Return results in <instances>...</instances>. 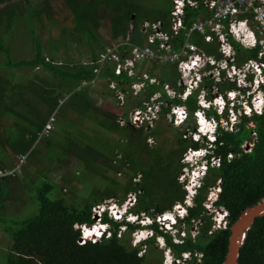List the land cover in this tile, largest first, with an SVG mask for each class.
Wrapping results in <instances>:
<instances>
[{"label":"trees","instance_id":"1","mask_svg":"<svg viewBox=\"0 0 264 264\" xmlns=\"http://www.w3.org/2000/svg\"><path fill=\"white\" fill-rule=\"evenodd\" d=\"M17 1L19 0H0V55L3 59L0 62V71H8L0 75V128L1 136L5 138L4 145L14 155L29 152L28 162L45 164L46 161L50 164L49 167L76 155L85 166L81 170L87 172L90 179L96 177L97 181L94 182L96 183L94 187H90L89 181L83 183V186L88 188L87 198H78L72 204H67L65 198L56 195L58 190L53 181L44 178L36 180L30 191L36 209L33 215L20 219L0 215V230L6 237L9 235L11 241V245L8 244L10 248L7 254L5 256L0 254V264H149V252L152 250L153 240L143 244L146 250L142 256H138V248H132L126 238H117L116 233L112 238L102 240L98 244L87 243L81 246L77 243L79 233L74 230V225H92L94 223L91 215L92 207L100 204L102 200L113 197L119 188L123 199L129 192H139L132 209L134 214L152 216L171 210L175 203L182 202L184 198L181 185L176 180L183 168L178 161L188 147L197 148V146L181 137L184 130L177 129L175 149L166 154H163L159 147L149 149L145 141L161 134L162 126L157 125L155 129L145 131L144 136L140 134L141 129L136 130L130 126L120 127L115 115L96 107L89 94V87H80L83 81L90 82L94 79L93 68L81 65V59L71 64L57 62L55 55L57 50L71 41L76 49L85 54L86 59L95 60L105 46L99 33L102 28V18L105 17L109 20L112 42L125 38L131 27L130 44L142 46L144 39L141 25L144 22L160 21L164 29H167L171 0H158L161 2V7L157 10L141 7L136 0H63L74 27L66 29L59 38L50 37L47 40V49L37 37L34 25H40L37 20L38 17H42L41 12L47 17L51 14V8L47 6L48 0H40L37 3L21 0L24 5L18 4ZM43 7L48 10L45 12ZM198 12L199 10H185V28L190 27ZM20 19L27 23L33 58L15 62L11 57L10 48L4 45L2 37L10 35L12 27H17ZM48 23L49 30H52L55 26L54 22L49 20ZM184 33L181 31L170 42L172 50L178 51L185 40ZM192 42L211 54L208 45L204 44L200 36L193 35ZM236 50L238 63L246 59H254L258 53V48L252 51L239 48ZM36 68L47 76L42 78L39 74H34L33 79L28 80L26 84L12 78L14 71H32ZM159 71L162 77L157 78L161 83L176 86L178 74L174 67L163 66ZM100 75L101 78L116 79L108 68L102 70ZM117 80L126 81L124 77H119ZM121 88L123 89L122 86ZM158 91H160L159 86L152 85L146 87L134 99L128 96L124 117L131 108L140 107ZM162 94L163 99H167L163 92ZM59 100H64L60 107H58ZM169 102L182 104L179 99ZM185 105L191 111L196 109L192 98ZM69 108L73 111L67 114ZM24 112L27 114L25 115ZM55 112V116L63 115L67 118L76 112L84 123L90 118L93 123L89 122L93 124L92 127L99 135L107 138L117 136L120 142L112 146V153L115 154L97 151L91 145L80 146L72 138L59 136L57 138L52 136V133L42 137L32 148L37 139V132L42 130L48 118ZM167 112L168 108L162 109L157 124L165 121ZM4 118L12 120L11 125L8 126ZM250 122L254 123V128H246ZM14 130L15 132L12 133ZM59 130L65 129L60 125ZM251 137L254 138L252 141ZM249 141L252 142V149L244 154L241 146ZM41 142H44L46 157L42 152L41 156L37 157L36 151ZM221 143L222 145L215 150V155L221 158L220 165L217 169H211L206 175L202 188L194 200V207L188 209L184 220L187 232L191 228V222L198 221V234L195 238H191L188 234L180 245H174L170 237L166 236L167 247L176 258L182 253L190 254V261L186 264H197L195 255L201 256L200 264H223L230 227L245 209L264 198V113L262 116L244 119L234 133H223ZM228 155H231L230 159H227ZM4 159V152L0 150V169L6 167ZM101 159L106 169L127 170L133 180L139 178L138 182H132L130 179L124 186L115 182H111L108 186L98 166ZM155 174L163 178L164 190L162 187L161 191L157 190L156 181L153 179ZM13 179L15 178L9 176L0 178V210L11 194L7 186ZM217 181L220 182L221 192L215 207L227 211L228 225L226 229L213 231L209 220L211 215H208L203 204L208 191ZM102 187L106 189L104 192L100 191ZM103 222L108 220L104 218ZM110 223L116 231L119 225ZM135 229L137 228L129 226L124 236L131 234ZM3 257L4 263H2ZM238 264H264V216L257 218L246 233L244 244L239 249Z\"/></svg>","mask_w":264,"mask_h":264},{"label":"built area","instance_id":"2","mask_svg":"<svg viewBox=\"0 0 264 264\" xmlns=\"http://www.w3.org/2000/svg\"><path fill=\"white\" fill-rule=\"evenodd\" d=\"M167 29H164L160 21L150 23L144 22L141 25V33L144 39L142 46L132 45L128 35L119 38L116 42H111L107 47L99 52L93 61L82 62V65L93 67L94 79L90 82L83 81L80 87L95 86L98 80H103L107 90L111 92L117 108L125 106L126 98L138 97L148 86H159L160 91L153 93L149 100L142 103L140 107L132 108L127 112V116L117 117L116 122L120 127L130 126L136 130L151 131L159 121L163 108H168L165 119L174 128H182L187 125L190 109L184 102L189 97L195 96L196 111L194 112L195 126L202 128L201 123L206 113L208 121L215 122V114L222 118L224 105L221 101L223 96L229 100L232 106L237 100V89L245 85L246 80L253 75L255 83L264 84V0H171ZM199 10L195 20L189 28H185V10ZM247 30L257 36V41H249L243 35ZM184 31V42L179 46L178 51L171 48L170 42ZM200 36L211 54L206 53L203 48L198 47L192 42V36ZM237 40L243 44L245 49L261 46V51L257 54V59H246L237 62L236 52L230 46L229 39ZM48 61V59H46ZM150 65L151 70H145ZM163 66H172L176 69L178 80L173 87L169 83H161L156 75V70ZM110 69L116 79L101 78V71ZM160 72V71H159ZM152 73V75H150ZM124 77L125 82L117 80ZM246 79V80H245ZM257 79V80H256ZM206 81L204 87L203 82ZM222 85V86H221ZM123 87V89L121 88ZM197 90V91H196ZM222 91V92H221ZM167 99H163V94ZM209 101L207 97L212 96ZM264 96V93H263ZM180 99L182 104H171L169 101ZM242 111L233 114L228 110V119L234 123L238 117L258 113L256 103L247 104L246 95L240 94ZM64 100L58 101V107ZM55 114H52L41 131L37 133V141L45 137L53 128ZM222 124V119L219 120ZM226 124V123H225ZM254 123L250 122L246 128H254ZM232 129V128H230ZM235 131V130H234ZM184 135L186 138L188 136ZM254 135V134H253ZM150 138L147 141L151 142ZM250 151L252 143H250ZM245 147V148H244ZM247 149L245 143L241 146L242 152ZM198 153V152H197ZM187 150L182 156V161L189 160L197 154ZM198 155V154H197ZM230 159L231 155L228 156ZM26 156H18L15 167L11 170H0V178L7 176H17L21 172L22 165L25 164ZM215 166L219 162L213 161ZM182 181V176L179 181ZM219 181H217V184ZM139 192H130L125 200L119 204L112 200L107 201L106 205L99 204L93 207L96 215H101L108 209L109 216L118 219L122 215V208H131L137 199ZM216 197L215 192L209 194V202ZM209 207V205H207ZM174 211L179 217H184L185 211L180 204H176ZM159 223H168L172 217L171 213L154 214ZM131 218V217H129ZM213 228H225V223H220L218 218H213ZM196 227L197 230L195 229ZM86 226H82L85 231ZM198 221L191 222L190 233L192 238L198 234ZM135 243L144 237L140 233L134 235ZM197 256V264H200V255Z\"/></svg>","mask_w":264,"mask_h":264},{"label":"rangeland","instance_id":"3","mask_svg":"<svg viewBox=\"0 0 264 264\" xmlns=\"http://www.w3.org/2000/svg\"><path fill=\"white\" fill-rule=\"evenodd\" d=\"M40 0H31L32 3H37ZM18 4H22L21 0L17 1ZM136 3L140 5L141 7H146L149 10H157L161 7V2L158 0H136ZM170 5V3H169ZM41 6V5H39ZM51 8V14L47 17L46 14L41 12V18L38 17L37 22L40 23V25H34L36 30V35L40 39L42 45L47 49V40L50 37L53 38H59L60 35L65 32L66 29H71L74 27V23L72 21V18L70 14L67 12L64 1L63 0H48V5ZM19 9L21 10V7L19 6ZM43 10L46 12L48 9L43 7ZM53 21L55 26L52 30H49L48 28V21ZM27 23L25 20L20 19L17 27H12V32L10 35H6L2 37V41L4 45L8 46L11 51V57L13 61L17 62L20 60H30L33 58V50H32V42L28 36L27 33ZM99 33L102 37V40L104 42V45L107 47L112 42L110 40V34H109V20L107 17L102 18V28L99 30ZM104 46V47H105ZM47 57V54H45ZM81 59L82 62H85V54L81 51L76 49L75 45L69 41L68 45H65L62 47V49L57 50L55 55V60L57 62H62L64 64H71L72 62H77ZM2 57L0 55V62H2ZM81 64V62H80ZM145 70H151V66L148 65L145 67ZM156 77H162V74L160 75L159 70H156ZM8 71H0L1 74H6ZM34 74H39V76H42V78L46 77L47 75L45 73H40L38 69L27 71V70H21V71H14L12 72V78L15 80H18V82L22 84H26L28 80L33 79ZM89 94L93 103L96 105V107L111 113L115 115L116 117H121L124 115L126 102L124 103V109L123 108H117L114 102V98L111 93L107 91L106 84L103 80H98L97 84L95 86L89 87ZM134 99V98H133ZM132 102V101H131ZM134 102V101H133ZM132 109V108H131ZM65 110V109H64ZM73 110L71 108L68 109L67 114H70ZM26 115L27 113L24 112ZM62 115V114H61ZM68 116V115H67ZM87 120L93 121L90 118H87ZM89 121H85L84 123L82 121V118L80 115H76V112L73 113L72 116L63 117L62 116H55V122L53 129L50 131L52 133V136L64 137V138H72L76 143L80 144V146L85 145H91L96 148L97 151H106L109 152L111 155L115 154V152L112 153V146L119 143V139L117 136H111L110 138H107L103 135H99L95 128L92 127V123ZM4 122L9 126L12 123V120L4 118ZM158 123V122H157ZM157 125L162 126V133L155 135L152 137V141L148 142L145 141L148 148H156L159 147L161 152L163 154H166L167 152L175 149L176 144L175 141L177 140L178 132L177 129L170 126L166 120L163 122H159L160 124ZM56 124V125H55ZM60 125L63 126L65 129L64 131L59 130ZM194 125L191 121L189 126ZM152 129V130H153ZM182 131V130H179ZM2 129L0 128V150L4 152L5 155V166L11 167L13 166L16 156L10 151H8L4 145L5 138L1 136ZM15 130L12 132L14 133ZM143 132V133H142ZM140 132L141 136H144L146 133L144 130ZM50 134V133H49ZM253 135V134H251ZM183 138V136L181 135ZM254 138L251 137V141ZM44 142H41L38 150L36 151L37 157L41 156L42 154L46 157L47 153L44 149ZM245 145L247 146V149L243 152L244 154H247L250 152V143L246 142ZM245 148V147H244ZM103 159H101V163L98 164L100 167L101 174L105 177L106 183L108 186L111 185V182L118 183L120 186L126 185L130 179H132L130 173L127 170L122 171H115L113 169H106V166L102 164ZM180 161H178L179 163ZM45 164H38L34 161L26 162L25 165L21 168L22 172L21 174L13 179L8 187L9 193H11L7 197V201L4 204V207L0 210V215L2 217H15L16 219H20L23 217H28V215H33L35 206L32 199V193L30 192L34 183L36 180L40 178H44L45 180H51L53 183L57 186V196H61L65 198L67 204H72L73 201H77L78 198H87L88 195L86 194L88 192V188L83 186V183L85 181H89L88 184L91 185L90 187H94L93 185H96L94 183L97 181L96 177L89 178V174L87 172H83L81 169L85 167L83 165V161L78 158L76 155H73L71 157H67L64 160L58 161V163L52 165V167H49V163L44 161ZM119 172V173H117ZM138 178V177H137ZM139 179V178H138ZM138 179L133 180L132 182L136 181L138 182ZM153 179L156 181L157 190L161 191L165 189L163 183H162V177L158 174H155ZM162 186H161V183ZM178 183V182H177ZM89 187V188H90ZM106 189L104 187L101 188V192H104ZM118 192L113 197L108 198L106 201H110L113 199V201L122 203L125 198L123 199V195L121 192V189H117ZM102 200L100 203L106 202ZM210 215V213H208ZM212 218V220H211ZM214 217H210L211 223H213ZM220 218V217H219ZM198 227L195 229L197 230ZM213 228V226H212ZM211 228V229H212ZM124 234H121L122 238H126L129 245L131 241V234H128L124 236ZM192 236V234H191ZM121 238V239H122ZM11 245L10 236L7 235V237L3 234V232L0 230V254L5 256L9 250L8 248ZM131 246V245H130ZM141 247L143 250H146V247L141 244ZM156 248V250H155ZM144 251H141V254ZM170 254L174 257L173 253L170 251ZM144 255V253L142 254ZM140 256V254H139ZM175 258V257H174ZM2 263H4V257L2 258ZM149 264H163V252L159 251V249L155 246L152 247V250L149 252Z\"/></svg>","mask_w":264,"mask_h":264},{"label":"clouds","instance_id":"4","mask_svg":"<svg viewBox=\"0 0 264 264\" xmlns=\"http://www.w3.org/2000/svg\"><path fill=\"white\" fill-rule=\"evenodd\" d=\"M243 35L250 42L251 41H257L259 39V38L257 39L256 34L254 35L252 32H248L247 30H245L243 32ZM229 43H230V46H232V48L238 47L239 49H242L245 51H252V50H255L256 48H258V53L261 51V46H257V47L254 46V47L245 49L243 47L242 43H239L237 40H233L232 37H230ZM254 59H257V56ZM85 60L86 61H93V60H89V59H85ZM45 61H46V59H45ZM81 65H82V61H81ZM86 67H88V66H86ZM89 68H93V67H89ZM36 69H38V68H36ZM233 88L235 90H237V93H235V94L237 95L238 98L232 106H229V103H230L229 100H227L224 96H223V98L221 97V101L223 102V105H224V113H223L222 118H220L216 113L215 114L216 121L215 122L208 121L207 116L211 115V114L206 113L205 117L202 118L203 119V122L201 123L202 128H200V127L195 126V122H196L195 119L196 118L193 115H194V112L196 111V109L194 111L190 110V115H189V118L187 121L188 128H186L185 126H183L182 128H175V129H179L182 131L184 130L183 136L187 135V133H189L188 136L186 137V139L189 142H191L197 146V148L193 147L192 150H190V151H193L196 153L198 152L197 153L198 155L195 154L194 156L190 157L189 160L182 161L181 160L182 156H183V154H185L187 152V150H186L180 157L179 163H180V165H183V168L181 169V173L177 176L176 180L181 185V188L184 192V198H183L182 202L175 203L172 206L171 210L165 211V212L171 213V215H173L171 217L170 221H168V223H166V222L159 223V221L156 219L154 214L152 216L145 215V214H134L132 212V209L134 208L135 204L131 208H128V209L122 208V210H121L122 215L118 219H113L112 217H110L108 209H105V211L101 215H99V216L96 215L92 210L94 207L93 206L91 209V215H92V219H93L94 223L92 225H88V224H76V225H74V230H76L79 233L78 241H77L78 245L84 246L87 243H90L93 245L98 244L102 240H107V239L112 238L114 233H116L117 238H119V237L122 238L121 234H124V233L126 234L129 230V226H131V227L137 228L135 230H132V232H131L130 245L132 248H138L139 249L138 256H139V254H140V256H142L143 253L141 254V251H144L141 247V244L143 245L145 242L153 240V246L157 247L159 249V251L163 252V264H186L187 262L190 261V256H189L190 254H188V253H182L179 258H176L175 256H174L175 257L174 258L170 254V249L167 247V244H166V236L170 237L171 242L174 245H180L184 241V239L187 238L188 234L191 236L190 230L188 232L186 231V226H185L184 220L187 217L188 209H191L194 207V204H195L194 200L196 199L197 194L199 193L200 189L202 188L203 181H204L206 175L211 171V169H214V168L217 169L219 167V166H215L213 164V161L219 162V165H220L221 158L219 156L215 155V150L217 149V147H220L222 145L221 135L223 133H234V130H236V128L241 125V123L243 122L244 119H251L254 116H262V114L264 113V96H263L264 84H262L261 82L255 83L254 79H253V75H251L246 80L245 85L242 86V88H240V89H237L236 87H233ZM108 92H110V91H108ZM241 93L243 95H246L247 104H250L251 100H253L252 103H254V102L256 103V107L258 106V113L253 112V114H251V115L250 114L249 115H243L241 117H238V119L234 123H231L228 119V110L231 109L233 111V114H235V115H237V113H236L237 111H242L241 104L237 103V101H240L239 97H240ZM191 98L194 99V104L196 106L195 96L189 97L188 100ZM186 102H184V103H186ZM196 108H197V106H196ZM49 118H48V120H49ZM220 119H222V121H223L222 124L219 121ZM164 120H166L165 117H164ZM191 121L193 122L194 125L189 126ZM166 122H167V120H166ZM45 124H44V126H45ZM168 124L170 125V123H168ZM203 124H205L204 127H203ZM53 126H54V124H53ZM230 128H232V129H230ZM203 129H204V132H203ZM49 133H51V132H49ZM36 137H37V134H36ZM38 141L36 139L32 148L37 144ZM249 143H252V142L249 141ZM28 155H29V152L26 154H23V155H17L13 166L5 167V168L0 169V170H4V169L11 170V169H13L17 163V157L18 156H26V159H25V164H26ZM228 156H227V159L229 158ZM22 167H23V165H22ZM21 172H22V170H21ZM21 172H20V174H21ZM19 175L15 176V177H13V176H9V177L17 178ZM181 176H182V181L181 180L179 181V177H181ZM211 192H215L216 197L214 198V200L212 202H209L210 200L208 199V197H209V194ZM220 192H221L220 182L218 184L216 182V185L208 191L207 196L205 198V202L203 204V207L205 208V210L208 213H210L211 216L218 218L220 220V223L221 224L225 223L226 227H227V225H228V213H227V211H225L221 207H215V203L218 200ZM106 202H104L102 204L106 205ZM119 204H121V203H119ZM176 204H180L182 209L185 211L184 217H179L177 215V212L174 211V207L176 206ZM207 205H209V207ZM165 212H163V213H165ZM129 217H131V218H129ZM104 218H106L108 220V222H103ZM211 220H212V218H211ZM110 222H113V223H116L119 225L117 227L116 231L113 229V226L111 225ZM122 223H124V224H122ZM82 226H86V228H84V229H87L88 231H92V229H96V231H98L100 233V235H96V233H94L93 234L94 236L91 235L90 237H85ZM226 227L225 228L219 227V228L215 229V227L212 228V225H211V228L213 231L219 230V229H226ZM136 233H140L141 236H143L144 238L141 241H138L135 243L134 235Z\"/></svg>","mask_w":264,"mask_h":264},{"label":"water","instance_id":"5","mask_svg":"<svg viewBox=\"0 0 264 264\" xmlns=\"http://www.w3.org/2000/svg\"><path fill=\"white\" fill-rule=\"evenodd\" d=\"M264 216V198L245 209L230 227L227 253L223 264H238L239 249L244 244L246 233L257 218Z\"/></svg>","mask_w":264,"mask_h":264},{"label":"snow or ice","instance_id":"6","mask_svg":"<svg viewBox=\"0 0 264 264\" xmlns=\"http://www.w3.org/2000/svg\"><path fill=\"white\" fill-rule=\"evenodd\" d=\"M167 219H171V217H168ZM92 232H96V229H92ZM92 232H89L87 229H85L84 236L85 237H90L92 235ZM96 235H100V233L96 232Z\"/></svg>","mask_w":264,"mask_h":264},{"label":"flooded vegetation","instance_id":"7","mask_svg":"<svg viewBox=\"0 0 264 264\" xmlns=\"http://www.w3.org/2000/svg\"><path fill=\"white\" fill-rule=\"evenodd\" d=\"M236 48H238V47H234V48H233V51H235V52H236V51H237V50H236ZM205 83H206V81H204V82H203V85H202V87H204ZM221 92H222V91H221ZM212 97H213V95H212V96H209V97H207V100H209V101H210V100L212 99Z\"/></svg>","mask_w":264,"mask_h":264},{"label":"crops","instance_id":"8","mask_svg":"<svg viewBox=\"0 0 264 264\" xmlns=\"http://www.w3.org/2000/svg\"><path fill=\"white\" fill-rule=\"evenodd\" d=\"M236 58H237V54H236ZM117 118V117H116ZM186 128H188V125L185 126ZM193 147H188L187 150H192Z\"/></svg>","mask_w":264,"mask_h":264},{"label":"bare ground","instance_id":"9","mask_svg":"<svg viewBox=\"0 0 264 264\" xmlns=\"http://www.w3.org/2000/svg\"><path fill=\"white\" fill-rule=\"evenodd\" d=\"M205 124H203V127H204ZM203 132H204V129H203ZM89 232H92V231H89ZM98 232V231H96ZM96 232H92V236H94L93 234L96 233Z\"/></svg>","mask_w":264,"mask_h":264}]
</instances>
